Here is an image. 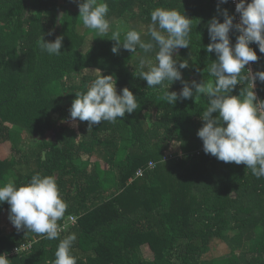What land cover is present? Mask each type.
<instances>
[{
  "label": "trees",
  "instance_id": "16d2710c",
  "mask_svg": "<svg viewBox=\"0 0 264 264\" xmlns=\"http://www.w3.org/2000/svg\"><path fill=\"white\" fill-rule=\"evenodd\" d=\"M104 2L110 21L148 22L157 7L185 12L192 26L191 44L177 50L178 58L189 61L183 77L215 80L208 66L217 57L206 50L207 25L213 16L222 22L223 9L237 23L230 0L220 4V11L218 0ZM79 24L77 0H0V146L11 142V151L0 157V184L11 178L21 185L36 173L54 176L68 204L59 225L69 216L76 218L57 240L15 227L4 231L0 219V254L8 256L9 264H53L60 239L75 233L77 264H200L203 251L218 238L242 248L218 264H264V177L256 178L244 164L205 154L197 132L207 98L195 100L194 95L168 104L164 93L171 82L148 88L137 76L140 58L131 63L133 53L122 46L113 54L112 39L98 37L86 49L74 46ZM43 35L46 41L63 35L68 48L62 46L59 56L42 52L37 41ZM238 35L230 32L233 45ZM252 47L260 57L255 73L264 70V54L258 45ZM99 70L113 75L118 91L129 87L138 108L90 130L87 121L77 120L76 127L61 123L71 122L68 106L75 91L86 90ZM74 74L81 84L68 86ZM250 86L244 81L232 95ZM181 88L176 81L169 91ZM256 92L264 100V83L258 80ZM50 130L53 140L46 138ZM13 131L25 132L36 143L25 151L13 141ZM172 141L182 144L175 147ZM3 208L9 212L10 206L0 203V215ZM30 243V249L13 253Z\"/></svg>",
  "mask_w": 264,
  "mask_h": 264
},
{
  "label": "clouds",
  "instance_id": "9594fccd",
  "mask_svg": "<svg viewBox=\"0 0 264 264\" xmlns=\"http://www.w3.org/2000/svg\"><path fill=\"white\" fill-rule=\"evenodd\" d=\"M77 2L83 27L96 31L99 37L115 41L111 49L113 54H118L122 46L124 50L140 55L137 76L146 80L148 88L171 82L164 93L168 104L175 105L178 99H191L194 95L195 100L201 95L207 97V107L201 112L203 126L197 132L205 154L225 163L244 164L256 178L264 177V100H258L254 90L257 80L264 83V70L253 73L251 68L246 67L260 59L252 44L258 45L259 52L264 54V0H239L235 7L240 16L238 23H234L235 16L230 15L227 9L222 11V22L220 16L211 18L207 25L210 43L206 50L208 53L215 52L217 57L208 66L209 74L215 80L200 82L184 79L182 70L189 67V61L178 58L177 50L188 48L191 44L192 21L185 12L157 7L150 13L151 23L146 33L149 40L142 39L145 35L143 28L128 30L121 40L119 31H112L108 36L111 25L107 2ZM226 3L228 0H218V11L220 4ZM63 15L59 14V21ZM233 30L239 33L234 45L230 36ZM53 32L54 29L48 34ZM63 39L60 35L54 41H46L43 35L37 44L42 52L59 56ZM138 49L143 55L137 52ZM153 52L154 61L148 58V54ZM176 81L181 82V90L169 91ZM244 81H250L251 86L242 89L239 95H232L236 86ZM137 108V96L133 91L129 87L118 91L113 75H104L99 70L86 90L75 91L69 113L73 122L87 121L90 130L103 121L115 123ZM174 141L172 144L175 147L182 144H175ZM2 202L10 206L9 219L17 231L26 230L48 240L60 238L62 229L58 222L64 217L68 204L54 176L36 173L21 185L9 178L7 183L0 184ZM76 239L75 233L60 239L53 264H77L72 252ZM0 264H9L4 253L0 254Z\"/></svg>",
  "mask_w": 264,
  "mask_h": 264
},
{
  "label": "rangeland",
  "instance_id": "374dc122",
  "mask_svg": "<svg viewBox=\"0 0 264 264\" xmlns=\"http://www.w3.org/2000/svg\"><path fill=\"white\" fill-rule=\"evenodd\" d=\"M150 23L151 21L145 22L144 20H141V19L129 20L128 17L111 20L110 21L111 27H110V31L108 34H111L112 31H119L121 36L124 37V34L132 28H136L137 30H139L140 28H143L145 35L142 36V39L147 41L150 39V37L146 34L147 27ZM78 31H79V35L75 38V43L73 45L81 49L88 48L93 43V41L99 37L97 36L98 34L96 31L84 28L83 24L78 25ZM63 46L64 48L67 47L65 46V43H63ZM137 52L143 55L141 50L138 49ZM132 55L133 56H132L131 63H134L133 60L140 58V55H137V53H133ZM154 56H155L154 52L148 54V58H154ZM90 74H95V72H91ZM66 84L68 86L71 84L80 85L81 80L76 74H74L66 80ZM204 98H207V97L205 96ZM71 104L72 102L69 104L68 108L71 107ZM61 123H67L72 127H76L77 125V121L75 122L62 121ZM12 135H13V141L18 143L22 148H24L25 151L27 150L26 147L33 146L36 143L35 140L30 138V136L26 134L25 132L19 133V132L13 131ZM46 138L49 140L50 139L53 140L55 138L54 131L50 130L47 133ZM10 151H11V142H7L5 145L0 146V157H5ZM24 172L26 171L24 170ZM0 219L2 221V227L4 231L9 232L14 228L12 223L10 222L9 212L7 211V209L3 208L1 210ZM60 227L62 230H67L69 228L68 217L64 219L63 224ZM227 234L232 236L234 233L232 231H227ZM247 247H248V244L247 243L244 244L243 248L246 249ZM241 250L242 248L240 249L239 247H237L236 243L223 242L222 240L218 238L213 239L211 241L210 247L206 248L203 251L200 264H218L219 261L223 260L224 258L229 257L233 253H240ZM145 252L148 256H152V252L148 250L147 248H145Z\"/></svg>",
  "mask_w": 264,
  "mask_h": 264
},
{
  "label": "built area",
  "instance_id": "2783aa9c",
  "mask_svg": "<svg viewBox=\"0 0 264 264\" xmlns=\"http://www.w3.org/2000/svg\"><path fill=\"white\" fill-rule=\"evenodd\" d=\"M249 1V0H248ZM231 4L234 6V8L236 7V3L239 2V0H230ZM239 19H240V16L239 14L237 13V23L239 22ZM253 46V44L251 45V47ZM248 68H251V70L253 71L254 73V62H250L249 65H247ZM255 92H256V85H255ZM257 93V92H256ZM257 98H258V94H257ZM141 173V171H140ZM69 225H73L75 222H76V218L74 216H69ZM31 248V243L30 244H23L19 247H16L13 251V253H19V252H22L24 250H28ZM18 249V251H17Z\"/></svg>",
  "mask_w": 264,
  "mask_h": 264
}]
</instances>
